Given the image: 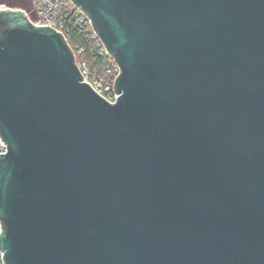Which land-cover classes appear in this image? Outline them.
<instances>
[{
	"label": "water",
	"instance_id": "water-1",
	"mask_svg": "<svg viewBox=\"0 0 264 264\" xmlns=\"http://www.w3.org/2000/svg\"><path fill=\"white\" fill-rule=\"evenodd\" d=\"M71 1L118 98L0 9L4 263L264 264V0Z\"/></svg>",
	"mask_w": 264,
	"mask_h": 264
},
{
	"label": "built area",
	"instance_id": "built-area-1",
	"mask_svg": "<svg viewBox=\"0 0 264 264\" xmlns=\"http://www.w3.org/2000/svg\"><path fill=\"white\" fill-rule=\"evenodd\" d=\"M31 3L30 9L26 11L27 17L31 22L53 27L56 32L63 35L68 45V35L71 32V27L79 25L82 30V35L89 33L94 34L98 39V56L109 59L104 65L102 71L104 77H93L88 64L85 61L79 60V57L84 53V48L78 44L75 48L71 47L77 66L85 82L102 98L115 103L118 95L115 93V82L120 75L121 69L116 61L108 54L102 41L95 34L91 20L77 8L71 0H29ZM0 9H6L5 6H0ZM7 145L2 140L0 135V154L7 153ZM1 233V225H0ZM0 264L4 263V255L0 250Z\"/></svg>",
	"mask_w": 264,
	"mask_h": 264
},
{
	"label": "trees",
	"instance_id": "trees-1",
	"mask_svg": "<svg viewBox=\"0 0 264 264\" xmlns=\"http://www.w3.org/2000/svg\"><path fill=\"white\" fill-rule=\"evenodd\" d=\"M70 31L68 35L70 46L75 48L76 45L80 44L84 48V53L79 57V60L88 64L93 77H104L102 68L108 63L109 59L98 56V39L92 33L83 36L79 25L71 27Z\"/></svg>",
	"mask_w": 264,
	"mask_h": 264
},
{
	"label": "rangeland",
	"instance_id": "rangeland-1",
	"mask_svg": "<svg viewBox=\"0 0 264 264\" xmlns=\"http://www.w3.org/2000/svg\"><path fill=\"white\" fill-rule=\"evenodd\" d=\"M0 6L10 7L12 9H30L31 3L29 0H15L13 3L9 0H1Z\"/></svg>",
	"mask_w": 264,
	"mask_h": 264
},
{
	"label": "flooded vegetation",
	"instance_id": "flooded-vegetation-1",
	"mask_svg": "<svg viewBox=\"0 0 264 264\" xmlns=\"http://www.w3.org/2000/svg\"><path fill=\"white\" fill-rule=\"evenodd\" d=\"M9 1L13 3L15 0H9Z\"/></svg>",
	"mask_w": 264,
	"mask_h": 264
}]
</instances>
